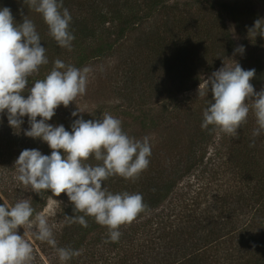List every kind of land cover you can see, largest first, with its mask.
<instances>
[{
  "label": "trees",
  "instance_id": "obj_1",
  "mask_svg": "<svg viewBox=\"0 0 264 264\" xmlns=\"http://www.w3.org/2000/svg\"><path fill=\"white\" fill-rule=\"evenodd\" d=\"M235 3L217 1L215 6L216 4L210 0H63L64 7L72 16L71 31L75 36L73 48L69 51L58 46L48 34L47 25L41 15L30 9L24 0H0V8L9 7L18 23L23 22L24 16L34 22L41 43L46 48L49 63L41 67L39 75L30 78L28 87L36 79H44L53 68L56 59L80 68L91 60L122 51L126 53L122 54L124 59L128 58L129 66L133 67L132 72L125 76L126 81L138 79L141 91L139 108L143 105L147 110L143 109L140 113H113L114 111L108 110L107 113L119 118L122 126H125V120L130 121L139 128L143 136L149 138L150 134H154L160 138L156 142L149 139L151 158L156 164L150 168L149 182L140 192L146 209L132 223L136 226L135 230L140 229L139 226L143 228L144 234L148 236L146 244L136 243L134 246L126 241L134 228L124 236V239H119V242H109L108 229L97 224L92 217H86L87 228L78 223H73L70 227L69 224L72 222L68 217L83 213L74 212L68 197L61 203L60 208L64 209L66 221L57 230L64 225L67 228L60 234L66 232L62 238L66 235L67 238L74 237L77 239L75 248L87 246L86 255L89 253L93 257L94 251L99 255L95 260L83 259V264H93V261L102 264H197L198 256H201L200 251L219 238L218 231L212 228L214 221L211 213L209 218L208 214L200 217L198 213L201 211L197 212L193 204L185 201L179 200L180 203L174 209L164 208L162 203L169 195L175 197L176 193L185 194L175 190L178 183L185 175L191 173L192 169H196L197 164L203 162L206 150L201 145H205L211 139L214 128L209 126L208 129H203L201 124L203 112L211 103L212 94L209 92L197 99L198 86L207 74L214 71L220 60L233 51V40L225 21L226 17H240L248 7L243 0L240 4L236 3L237 7ZM131 33L133 34L130 40ZM126 39L130 41L126 49L121 50ZM149 89L154 90L160 97L151 103L149 101L145 103V95L147 91L150 92ZM191 89H195L193 95H184L183 100L177 98L179 94H185ZM127 99H130L129 95ZM156 107L158 112L153 113ZM96 113H99L96 117L90 113L80 115L85 120L98 119L106 111L104 112V107L100 106ZM76 118L79 117L72 115L63 117L59 125L62 124L66 130L71 131V124ZM182 130L187 136L183 141ZM243 132H239L235 143L243 145L246 151L251 150V134ZM185 141L187 143L183 144ZM161 151L166 152V155L173 153L174 162L155 159L154 153ZM246 160L248 165L237 166L235 178L238 180L234 192L235 198L238 197L240 202L241 199L246 202L244 208H251L256 196L261 195L258 191H261V188L258 186L260 179H257L259 172L255 170L256 166L250 165L252 157L246 154ZM90 162L98 163L94 159ZM113 178L105 181L104 186L106 187L105 183ZM204 183L197 193L201 192ZM180 190L185 192L183 189ZM242 191L247 192L244 194ZM224 199L228 198L222 199L223 205L227 206L229 202ZM223 205V209L220 207L219 210H225ZM32 207L36 211L37 206ZM225 213L235 216L233 209L225 210ZM230 225L227 232L233 230V222ZM69 227L73 228L72 235H69ZM211 228L215 233L211 232ZM88 236L90 237L87 238ZM93 237L101 241L100 249L98 248L100 252L93 244H88ZM134 238L136 241L137 236ZM252 264H264V260Z\"/></svg>",
  "mask_w": 264,
  "mask_h": 264
},
{
  "label": "clouds",
  "instance_id": "obj_2",
  "mask_svg": "<svg viewBox=\"0 0 264 264\" xmlns=\"http://www.w3.org/2000/svg\"><path fill=\"white\" fill-rule=\"evenodd\" d=\"M28 7L40 14L48 34L58 46L69 51L73 48L72 16L63 0H24ZM261 20L253 28L260 26ZM264 36V30L260 33ZM244 46L234 52L243 54ZM49 63L46 48L36 25L23 17L18 23L9 7L0 8V115H6L13 129L21 130L24 117L29 128L23 134L45 142L51 149L44 155L38 149H24L15 161L17 180L34 193L66 194L79 216L68 217L70 222L87 228L86 217L108 229L109 242H119L122 226L131 225L146 209L140 193L127 191L113 193L104 186L112 177L135 182L146 171L152 155L148 137L136 139L124 131L122 121L109 113L101 118L85 120L79 108L73 111L71 131L64 125L48 123L63 105L69 107L78 97L86 94L88 68H77L60 59L44 79L29 80L39 75L42 66ZM255 69L244 70L239 63L224 64L199 85V95L211 92L212 99L203 112L201 127L212 126L221 133L238 138L239 129L247 123L252 111L257 127L253 137L264 133V88L255 91L250 81ZM25 93L27 96L25 97ZM37 117L40 119L38 120ZM250 146H254L253 143ZM95 160L98 163L92 164ZM0 264H33L32 244L25 239L34 235L36 240L52 247L61 264H67L80 250L58 247L54 225L35 209L29 199L20 198L9 204L0 197ZM23 228V235L19 229Z\"/></svg>",
  "mask_w": 264,
  "mask_h": 264
},
{
  "label": "rangeland",
  "instance_id": "obj_3",
  "mask_svg": "<svg viewBox=\"0 0 264 264\" xmlns=\"http://www.w3.org/2000/svg\"><path fill=\"white\" fill-rule=\"evenodd\" d=\"M210 1L214 4H216L217 1H235L240 4L242 0ZM243 1L248 5L246 12L240 17L235 16L237 21H235V18L229 16L226 17L225 20L233 40V51L220 60L219 65L214 71L221 68L224 64L233 66L235 62L239 63L245 70L255 69V78L252 79L250 83L253 84L255 91L259 92L264 88V36L260 35L261 31L264 30V0ZM236 3L235 7L238 6ZM215 6H217V4ZM257 20H261L259 26L261 29L259 30L258 28L251 31ZM132 34L133 33L130 34V40ZM130 40L126 39V42L121 46V50L126 49ZM239 45L244 46L245 50L243 54L234 52ZM122 54L126 53L122 51L114 52L103 58L91 60L80 67L81 69H89L86 94L78 97L76 101L70 103L67 108L61 105L56 110L55 116L52 120L48 121V123L59 125V123H62L63 117L70 116L71 113L77 111L78 108L83 113H90L94 117H96L97 114L99 115L96 111L99 110L100 106L104 107V112L106 111V113L108 110L114 111L113 113H140L143 109L147 110L143 105L139 108L141 105L139 102L141 91L139 90L140 83L138 79L126 81L125 76L129 74L128 72H132L131 68L133 67L129 66L128 58L124 59ZM134 60H139V58H134ZM210 75L211 73L207 74L205 79ZM149 91L150 92L147 91L146 94L149 97L145 95V103L146 101L151 103V101L160 97L154 90L149 89ZM194 92L195 89H191L185 94H179L177 98L183 100L184 95H193ZM127 95L130 96L129 100L127 99ZM26 96L27 93L25 97ZM196 98H200L198 92ZM152 112L157 113L158 108L156 107ZM37 119L39 120L40 118L37 117ZM256 127L254 114L250 111L247 123L239 129V132L246 131V134H251V144L254 140V146H251V150L247 149V151L243 145L235 143L234 137L221 133L218 129H213L211 139L207 141L205 145H201V147L206 150L203 162L197 164L196 169H192L193 171L191 173L185 175L175 189L185 194L176 193V198L174 195H169L162 203V207L174 209L180 203L179 200L185 201L193 204L194 207L197 208V212L201 211L198 213L200 217L204 214H208L209 218V213H211L212 220L214 221L212 228L218 231L219 238L200 251L201 256H198L197 264H252L255 261L264 260V133L254 138L252 133ZM28 128L29 124L27 117H24V124L21 126V130H19L9 126L6 115H0V197L6 199L9 204H14L20 198H26L30 200L32 206H37L36 213L44 215L48 219L49 224L55 226L54 235L58 247H66L81 251V255L73 257L67 264H83V259H88L87 261H89V259H97L96 257H99V255L96 251H94L93 257H91L89 253L86 255L85 251L87 246L86 248L85 246H83V248H75L74 244L75 241H77L76 238H67V235L65 238H62V235L66 232L62 235L60 234L65 231V229L67 230L65 225L60 230H57L58 227H62L64 221H66V215L63 213L64 209L60 208L61 203L64 201L65 197H67L66 194L62 193L60 196H55L49 191L42 192L38 195L30 188H25L17 180L15 161L22 150L38 149L44 155L51 154V149L45 142L27 137L23 134V130ZM123 129L130 136L133 135L132 137L135 136L141 140L147 137L145 135L143 136L139 128L136 125H132L128 120H125ZM181 137L182 141L187 137L186 132L183 130ZM148 139L155 140L156 142L160 138L155 137L154 134H150ZM221 139L223 142H221ZM186 143L187 141L183 144ZM161 154L163 157H161ZM246 154L252 157L250 165L253 164L254 167L256 166L255 170L259 172V175L257 174V179H260L258 186L259 189L261 188V191L258 190L261 195H257L254 199V204L250 206L252 209L249 207L244 208L246 202L244 203L242 199L240 202L238 197L235 198L234 192L236 181L238 180L237 177L235 178L237 175V166L242 164L248 165ZM165 155L166 152H155L154 158L167 159L170 160L171 163L174 162L172 160L174 158L173 153ZM150 161L151 163L148 169L144 171L135 182L114 177L110 179L108 183H105L106 187L114 194L120 193L121 190L129 193H140L143 191V186L149 182L148 179L151 175L150 168L153 167V164H156V161L151 157ZM161 163L164 162H159V164ZM208 168L211 169L210 174ZM202 183H204L203 188L200 193H197ZM180 189H183L185 192H182ZM246 192L247 191H245L244 194H246ZM178 195L182 197L179 198ZM223 197L228 198L227 200L224 199L226 202H229L227 206H224L222 203ZM43 201L45 202L42 204ZM2 203L3 200H0V204ZM232 204L235 205L233 206ZM222 205L225 210L233 209L235 211V216L233 214H226L225 210H219ZM212 211L219 212L215 213ZM219 215L223 216L225 219L220 218ZM232 222L233 230L227 232ZM69 226L72 227L73 223L69 224ZM135 227L134 224H131L125 226L123 229L121 228L120 231L122 235L120 239H124V236L128 235V232L134 228L126 241L134 246H136V243L146 244L148 236L146 237L144 234L143 228L139 226L140 229L137 228L135 230ZM213 229L211 232L215 233ZM72 230L73 228L68 230L69 235H72ZM18 231L19 234L23 235V228H20ZM206 233L207 231L204 232V234ZM135 236H137L136 241L134 238ZM60 237L62 239H60ZM89 237L90 236L87 238ZM25 239L32 244L34 249L35 260L33 264H61L56 251L47 243L36 240L32 234L26 235ZM88 244H93V247L100 252L101 241L96 237L91 238ZM93 264L102 263L93 261Z\"/></svg>",
  "mask_w": 264,
  "mask_h": 264
}]
</instances>
